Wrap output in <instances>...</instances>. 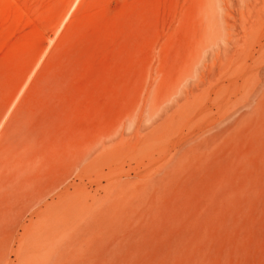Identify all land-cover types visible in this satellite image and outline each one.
Returning <instances> with one entry per match:
<instances>
[{
  "label": "rangeland",
  "instance_id": "1",
  "mask_svg": "<svg viewBox=\"0 0 264 264\" xmlns=\"http://www.w3.org/2000/svg\"><path fill=\"white\" fill-rule=\"evenodd\" d=\"M0 264H264V0H0Z\"/></svg>",
  "mask_w": 264,
  "mask_h": 264
},
{
  "label": "bare ground",
  "instance_id": "2",
  "mask_svg": "<svg viewBox=\"0 0 264 264\" xmlns=\"http://www.w3.org/2000/svg\"><path fill=\"white\" fill-rule=\"evenodd\" d=\"M69 13V12H68ZM67 16V15H66ZM65 18V17H64Z\"/></svg>",
  "mask_w": 264,
  "mask_h": 264
}]
</instances>
